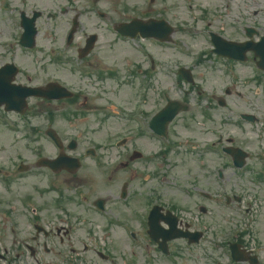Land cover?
Instances as JSON below:
<instances>
[{
    "label": "flooded vegetation",
    "instance_id": "obj_1",
    "mask_svg": "<svg viewBox=\"0 0 264 264\" xmlns=\"http://www.w3.org/2000/svg\"><path fill=\"white\" fill-rule=\"evenodd\" d=\"M191 2L192 8L188 9L186 0H148L144 10L139 13L137 0H0V35L5 36V55L0 57V67L8 63L18 67L16 84L40 85L39 78L42 74L49 77L45 84L50 81L60 82L71 92V96L66 99L68 124L73 127L80 121L87 126L92 120L99 126L105 122L102 116L106 107L104 100L121 91L122 35L116 33L115 27L118 28L121 23L137 17L164 20L173 28L175 57L170 55V43L148 39L159 42L160 49L151 51L152 56L148 54L149 59L145 61L144 70H138L143 72L145 82L135 86L140 102L145 105L147 126L154 132L157 127L170 143H162L160 136L153 133L146 137L147 178L156 181L162 176L163 180L164 173L181 169L187 157L198 153L203 154L202 164L187 170L190 175L196 172L198 177L205 180L206 185L211 186L218 174L214 160L218 141L213 120L217 112L211 103L224 104L229 110L228 115H232V99L248 98L251 86L258 89L257 92L261 93L258 120L261 121L263 139L260 156H264V69L259 67L262 59L260 53H257L259 47H256V43L264 39V0ZM186 14L192 19L191 23L186 21ZM105 19L112 24L110 30L106 28ZM65 26L67 33L73 28L69 43L66 38L63 42ZM193 32H207L209 38L189 37V48L213 53L224 44L220 39L213 37L215 34L228 40L230 44L226 43V47L229 48L231 56L223 58L213 53L210 55L214 56L215 60L198 57L187 62L179 51V41L187 33ZM31 41L33 47L25 46ZM204 55L208 57L209 53ZM36 67L40 68L39 72L34 70ZM52 67H55V73L48 69ZM57 73L63 74L61 76ZM203 74H206L205 77H201ZM189 78L192 81H189ZM198 80L205 84L211 81V90L203 91ZM39 100L28 108V112L23 114L21 119H16L21 120L23 124L27 121L36 127H55L58 120L52 117L53 110L42 111L41 101L47 106L59 102L41 98ZM245 104L248 105V101H245ZM169 106L179 108L176 117L167 128L164 119L155 124L154 119L158 113ZM133 131L132 141L143 138V133L138 127H134ZM213 139L216 142L209 144ZM260 158L259 172L264 174V157ZM135 162L125 163V169L132 168ZM76 190L82 191L80 194L83 201L92 200L93 205L101 197L91 188L77 187ZM119 192L120 187L115 193ZM199 193L205 198H212L208 192L199 190ZM42 195L40 192L39 200ZM115 198L120 202L125 201V219L134 222L137 216V210L134 209L137 207L134 204V192L128 191L124 200L121 194ZM111 199L106 198V202ZM92 204H41L34 209L37 215L35 222L44 226L56 225V234L36 232L32 236L35 245L27 244V251H18L11 258H19L21 264H137L134 259L137 255L135 250L127 252L118 246L114 250H89L85 243L80 245L82 237L72 236L70 229L57 227L72 217L76 220L82 219L80 222H87L86 219L91 215L89 205ZM71 206H77L78 212L72 214ZM172 208L177 209L175 206ZM117 210L119 212L121 209ZM179 224L184 226L181 220ZM41 234L51 238L50 245L44 241L42 249ZM261 234L251 236L255 246L245 235L237 234L233 240H229L228 264H264V224L261 225ZM231 243L241 245L244 262L233 261ZM212 253L216 256L215 251ZM5 259L8 260L6 255ZM215 259L216 257L211 258L209 264L220 263ZM5 264L16 263L9 259Z\"/></svg>",
    "mask_w": 264,
    "mask_h": 264
},
{
    "label": "rangeland",
    "instance_id": "obj_2",
    "mask_svg": "<svg viewBox=\"0 0 264 264\" xmlns=\"http://www.w3.org/2000/svg\"><path fill=\"white\" fill-rule=\"evenodd\" d=\"M122 49L126 48L125 45L121 46ZM128 47V46H127ZM126 52L122 50V55ZM131 58H134L132 54H130ZM133 91L131 89H123L122 92L114 99L111 100V102H114L117 106L131 108L132 107V101H133ZM253 98H250L252 100ZM109 108V106H106V109ZM65 108H63L64 110ZM110 110V109H109ZM111 112V111H110ZM119 112V111H117ZM111 112V118L108 119L105 123V126L101 128L100 130H81V131H75L71 130L67 127V123L65 120L62 119V122L60 123V132L62 136L65 139H70L71 137H76L78 132L83 133V137L80 138V146L78 148L77 153H80L84 156L86 148H88L89 145H92L93 142H98L101 148L99 149L100 158L94 159V158H85V166L83 169H81L75 178L67 177L68 180H76L79 183H81L83 186L93 188V190L99 194V192L108 194V192H112L113 196L118 189L119 185V178L123 179L127 177V180H129L130 177H132V171L131 170H120V169H114L111 167V162L117 157V148L114 146V142L123 135H132L133 127L131 123H128L126 121H122V118L118 113ZM27 131H13L8 130L0 127V146L4 145L5 150L0 152V158L3 157L5 154L6 158L10 157L11 162H13L18 156L24 155V156H32L34 155L33 152L27 150L26 148H23V143L29 142L27 138ZM42 145L44 146V150L46 153H51L52 149L50 147V144L45 139H42ZM105 145L106 149H104L102 146ZM137 146L138 148L146 151L148 144L143 139L139 142L132 141L130 146H126V153L130 151L132 147ZM255 144L253 143L251 147L253 148ZM131 153V151L129 152ZM7 158L6 166H10V160ZM146 162H140L136 165L137 168H144ZM0 165H4V160L0 161ZM141 171V170H140ZM111 175V178L108 179V175ZM141 173L138 174L140 176ZM62 177V176H61ZM38 178L30 177L26 180L27 187L26 190L31 191V184L33 182H37ZM131 182V180H129ZM223 181V182H222ZM2 182V181H1ZM0 182V183H1ZM196 185L199 187L205 188V181L202 178H197L194 181ZM192 181V186L193 183ZM43 185V184H41ZM239 186V190H242L243 187V180L241 178H238L236 176L231 175L230 173L225 174L223 180H219L218 185L216 187L221 191V193L226 192H232L235 191V189ZM138 187L148 188V185H145L141 181V177L136 180L132 181V187L131 192H133ZM25 190L21 187V183H19V180L16 179L15 183L13 182V188L12 192L6 193L5 190L3 191L2 186L0 184V252L5 251V240H7V245L11 243L13 240V237H16L15 234L9 230L8 227H5V208L9 207V205H13L16 207V211L14 215L11 217L15 221L18 222V220L22 219V210L23 206L20 201V194L24 192ZM243 191H248L247 189ZM167 192L171 191H164L163 192V198L167 201H183V193L179 191H173L174 193L170 196L167 195ZM261 192V191H260ZM254 193V191H252ZM238 194V191H237ZM175 197V198H171ZM178 199V200H177ZM196 201V198H195ZM35 202V201H34ZM144 203L146 202V195L144 198ZM192 204L194 201L191 202ZM249 203V201L247 202ZM34 203H30V205H33ZM246 204V202H245ZM111 207L116 208H123L121 204H115L114 200L111 203ZM141 208V206L139 207ZM138 208V209H139ZM193 211L186 212L187 215L191 214ZM263 210L254 213L253 218L255 217H261V213L263 214ZM195 213V212H194ZM227 220V216L225 213L221 210L220 207L215 206L212 204V211L211 213L205 217L204 221L207 223V226L210 228L208 235L212 236V231H220L222 234L225 233L224 230H221L220 228L223 225V222ZM219 221L221 224H219ZM264 221V216H262L259 221L255 225H253V229L257 234H261V224ZM20 222V221H19ZM214 224V225H213ZM219 224V225H218ZM8 225L11 226L10 222H8ZM22 225V224H20ZM201 224L200 226H202ZM225 227V226H223ZM17 229L20 237L26 236V226H19L14 227ZM113 230H117L113 228L111 231L104 232L105 237L107 238V241L111 243L114 249H116V246H118L120 249L127 250V240L124 239V241H121V243H118L114 240V232ZM102 232V231H101ZM121 234L122 231L119 230ZM205 245H210L209 242H206ZM195 255L199 253L198 249L195 250ZM203 256V253H202Z\"/></svg>",
    "mask_w": 264,
    "mask_h": 264
}]
</instances>
